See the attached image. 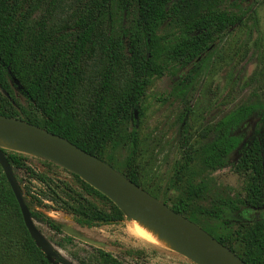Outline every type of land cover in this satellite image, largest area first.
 <instances>
[{
	"label": "trees",
	"instance_id": "16d2710c",
	"mask_svg": "<svg viewBox=\"0 0 264 264\" xmlns=\"http://www.w3.org/2000/svg\"><path fill=\"white\" fill-rule=\"evenodd\" d=\"M242 2L249 0H0V91L15 102L13 105L8 98L0 99V114L61 136L145 189L137 168L138 130L133 128L127 133L125 124L134 120V111L140 109L154 77L170 67L182 69L197 63L222 34L242 23L250 7L239 12L223 7L229 3L240 8ZM165 25L178 32L166 37ZM15 88L20 90L23 102L15 96ZM259 108L261 104L240 106L216 123L214 138L199 149L204 170L212 172L228 165L229 155L240 145L235 130ZM126 138L130 141L129 155L126 170L121 171L115 153ZM1 149L32 218L50 229L62 233L64 225L38 209L46 207L45 201L56 204L54 210L71 215L78 225L88 229L131 219L107 196L54 162L37 157L44 167L38 170L30 164L36 156ZM58 168L71 174L78 186L58 180ZM238 169L251 173L246 199L227 198L221 203L219 199L209 208L190 211L189 200L203 194L206 186L188 185V202L182 199L173 208L180 214L187 212L196 223H200L198 215L218 220L219 225L203 228L233 253L234 234L223 216L226 212L237 213L242 206H264L263 138L254 136L242 146ZM20 173L40 182L48 192L32 194L23 185L25 178ZM13 215L26 232L22 249L33 251L36 262L76 264L57 254L47 259L29 234L0 166V224ZM241 234L245 250L239 256L246 264H264V215L249 223ZM68 239L73 241L72 237ZM110 244L122 245L116 241ZM144 253L135 248L116 253L93 247L90 261L79 264H129L127 256L138 261Z\"/></svg>",
	"mask_w": 264,
	"mask_h": 264
},
{
	"label": "rangeland",
	"instance_id": "374dc122",
	"mask_svg": "<svg viewBox=\"0 0 264 264\" xmlns=\"http://www.w3.org/2000/svg\"><path fill=\"white\" fill-rule=\"evenodd\" d=\"M239 6L229 3L223 5L234 12L250 7L242 23L222 34L197 63L182 69L170 67L163 75L154 77L140 109L134 111V120L124 126L127 133L133 128L138 130L137 168L145 190L172 209L182 199L187 201L188 185L206 186L203 194L198 197L194 195L187 201L190 211L196 207L209 208L219 199L221 203L227 198L244 200L248 196L251 173L239 170L238 162L241 148L247 141L254 136L264 140V0H249ZM173 31L178 32L177 28L165 25L163 33L167 37ZM14 91L15 96L23 102L20 90L15 88ZM6 98L0 91V99ZM8 100L15 105L13 100ZM249 104H261L262 108L235 130L240 145L229 155L228 165L212 172L204 170L199 162V149L214 138L216 123L231 111ZM129 145L130 141L124 139L115 153L121 171L126 170ZM188 155L193 159L188 158ZM30 164L38 170L44 169L37 157L31 158ZM55 171V176L64 184L78 186L68 172L60 168ZM20 175L25 178L23 185L32 194L48 192L40 182L28 179L27 174ZM44 204L46 207L38 209L62 223V233L37 220L34 222L52 245V254H58L73 263L90 261L93 247L116 253H124L132 248L145 250L141 260L136 261L134 257L127 256L129 264L199 263L190 256L173 254L169 249L145 240L136 231L132 215L128 221L88 229L78 225L71 215L54 210L56 204L50 201ZM182 215L190 219L187 212ZM263 215L264 208L242 206L237 213L226 212L223 216L225 225L230 226L234 234L232 248L240 259L245 244L243 232L240 236L239 233ZM198 217L200 223L197 224L201 227L219 225L218 220L205 215ZM68 237H72L73 241ZM25 239V229L17 216L13 215L0 224V264H39L34 259L33 251L25 252L22 249ZM111 241L122 245L114 247Z\"/></svg>",
	"mask_w": 264,
	"mask_h": 264
},
{
	"label": "water",
	"instance_id": "95a60500",
	"mask_svg": "<svg viewBox=\"0 0 264 264\" xmlns=\"http://www.w3.org/2000/svg\"><path fill=\"white\" fill-rule=\"evenodd\" d=\"M7 132L11 137L19 138L33 145L38 151V153L19 152L46 158L79 176L83 181L123 208L129 216L127 210L130 211L129 206H132L158 220H169L172 224L185 229L189 235L194 237L201 260L198 261L181 252H174L190 256L200 264H246L203 227L176 212L127 178L119 170L74 143L23 119L0 114V133ZM1 148L5 147L0 145V166L19 204L25 226L47 259L52 260V256L55 255L52 254V245L36 226L13 169ZM219 248H222L225 253L221 257H217L215 254Z\"/></svg>",
	"mask_w": 264,
	"mask_h": 264
},
{
	"label": "bare ground",
	"instance_id": "6f19581e",
	"mask_svg": "<svg viewBox=\"0 0 264 264\" xmlns=\"http://www.w3.org/2000/svg\"><path fill=\"white\" fill-rule=\"evenodd\" d=\"M0 145L8 149L38 153L33 145L19 138L11 137L8 132L0 133ZM129 208L134 227L145 240L190 255L198 261L201 260L194 237L189 235L185 229L172 224L169 220H158L142 210H136L132 206H129ZM215 254L217 257H221L225 253L222 248H219Z\"/></svg>",
	"mask_w": 264,
	"mask_h": 264
},
{
	"label": "flooded vegetation",
	"instance_id": "af4514ba",
	"mask_svg": "<svg viewBox=\"0 0 264 264\" xmlns=\"http://www.w3.org/2000/svg\"><path fill=\"white\" fill-rule=\"evenodd\" d=\"M201 59V57L198 59V60H200ZM262 208H264V206L262 207ZM252 209H255V208H252ZM261 209V208H260ZM106 226V225H105ZM57 256H58V254H57Z\"/></svg>",
	"mask_w": 264,
	"mask_h": 264
}]
</instances>
